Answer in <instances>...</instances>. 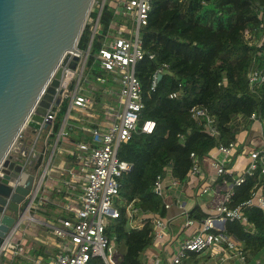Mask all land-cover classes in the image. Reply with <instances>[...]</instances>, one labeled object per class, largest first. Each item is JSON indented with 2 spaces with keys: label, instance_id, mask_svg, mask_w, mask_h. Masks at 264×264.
Segmentation results:
<instances>
[{
  "label": "trees",
  "instance_id": "trees-1",
  "mask_svg": "<svg viewBox=\"0 0 264 264\" xmlns=\"http://www.w3.org/2000/svg\"><path fill=\"white\" fill-rule=\"evenodd\" d=\"M152 10L147 24L142 28V42L146 52L154 58H144L136 64V75L142 89L143 108L138 124L151 119L155 126L151 133H133L117 152L119 159L131 164L130 170L119 179L117 201L120 215L111 219L105 233L114 247V264H143L146 249L153 247L154 228L146 219L140 228L129 226L124 206L144 214L165 219L167 208L162 196L153 191L157 175L167 173L181 183L186 182L191 167L190 154L202 159L218 144L236 141V119L248 128L252 113L264 122V83L249 88L247 74L251 69L264 73V0H151ZM112 18L105 8L101 15L104 29ZM247 30V35L244 33ZM85 26L78 47L85 48L88 40ZM96 36L88 58L86 73L106 77V84L115 86L110 76L94 61L93 54L99 46ZM168 64L155 91H150L152 73L162 64ZM181 95L171 98L173 91ZM113 94H111V97ZM96 99L101 100L99 92ZM67 100H63L51 128L49 137L58 131L65 113ZM201 106L216 119L218 137L210 135L203 121L191 117L190 108ZM43 157L37 160L41 165ZM223 175L218 182L231 181ZM255 177L234 188L231 206L250 198ZM264 183V175L261 178ZM52 196L62 200V192L53 189ZM51 196V197H52ZM52 197V198H53ZM198 208L188 217L202 220L205 215ZM246 222L226 220L223 231L231 236L244 256V264L264 263V210L245 207ZM43 220L55 223L68 214L56 202H45L36 210ZM189 232V231H188ZM180 236L187 237L186 230ZM222 250L223 247L219 246ZM34 248L33 254L42 253ZM191 254H196L191 252ZM86 264H107L101 257H91Z\"/></svg>",
  "mask_w": 264,
  "mask_h": 264
},
{
  "label": "built area",
  "instance_id": "built-area-1",
  "mask_svg": "<svg viewBox=\"0 0 264 264\" xmlns=\"http://www.w3.org/2000/svg\"><path fill=\"white\" fill-rule=\"evenodd\" d=\"M107 8L112 12V18L108 21L106 29L101 24V15ZM152 10L151 0H93L84 21L89 35L85 48H79L78 42L72 55L77 56L76 67L72 78L67 82L61 92L59 104L52 102L46 110L43 122L49 126L55 120L56 113L60 109L63 100H67V106L63 115L62 123L56 132L55 145L60 137L70 133L79 134L73 143L74 168L68 169V179L62 197L61 207L68 214L57 223L36 217V210L47 202V197L42 195V183L36 186L34 194L30 197L26 208V216L21 221L22 235L28 230L27 225L34 222L49 229L54 237L55 250L29 255L31 264H86L94 256L101 257L107 264H114V247L105 230L111 219L120 215V203L117 201L119 192V179L127 173L131 164L119 159L117 152L123 142L128 141L133 133H151L155 122L151 119L138 124L139 115L143 108L142 89L135 69L136 64L148 58H154L153 53L146 52L142 42V28L147 24ZM264 29V23L260 24ZM83 28V29H84ZM247 35L248 31L244 30ZM96 36L99 37V46L93 57L100 69L104 70L115 82V86L106 84L107 79L101 75L89 76L86 73L88 58L91 54V46ZM80 38V37H79ZM79 41V40H78ZM68 68H65L67 72ZM168 64L164 63L157 67L151 75L150 91H155L159 75L167 73ZM248 86L264 83V73L260 70L251 69L248 74ZM63 78L60 79V84ZM60 85L55 87V95L59 93ZM99 92L101 100L96 99ZM111 94L113 96L111 97ZM54 95V97H55ZM181 95V91H173L169 97ZM71 111H76L83 116L80 124L64 126L70 120ZM191 117L203 121L206 131L213 137H218L216 119L201 106L190 108ZM91 118L96 121H91ZM251 122H258L264 135V122L252 113L249 117ZM24 129V128H23ZM71 131V132H70ZM22 132V131H21ZM51 131L48 132V135ZM75 136V137H76ZM21 133L12 144L17 143ZM18 148V147H17ZM214 149L222 154V158L215 157L211 152L199 159L194 153L190 154L191 167L186 181L202 176V163L207 162L219 177L230 175L231 181L226 184L214 206L202 220L188 217L185 213V221L182 229L191 227L193 232L178 241L177 248L172 253L169 264H178L186 258L190 252L200 253L216 246L223 247L224 258H236L241 263L245 259L234 239L226 234L221 228V223L229 220L246 222L244 215L245 207H257L264 210V183L261 178L264 175V143L253 146L247 152V162L244 168L237 174H228L227 164H230L236 152L235 142L218 144ZM20 151V149H18ZM15 153L22 155L26 163L31 166L38 157L33 148ZM10 152V151H9ZM30 161L31 163L29 164ZM28 166V167H29ZM248 177H255L251 196L245 202L231 206L234 188L243 184ZM166 177L157 175L154 181L153 191L163 198ZM170 186L183 184L177 179L169 177ZM209 187H201V193H207ZM168 208L169 204L164 203ZM124 212L129 226L140 228L146 219H151L154 228L153 246L172 241V235L167 237L169 221L157 215L144 214L131 203L124 206ZM27 256L25 246L21 239H11L2 247V257ZM255 264H261L259 260Z\"/></svg>",
  "mask_w": 264,
  "mask_h": 264
},
{
  "label": "water",
  "instance_id": "water-1",
  "mask_svg": "<svg viewBox=\"0 0 264 264\" xmlns=\"http://www.w3.org/2000/svg\"><path fill=\"white\" fill-rule=\"evenodd\" d=\"M92 1L0 0V262L45 174V168L40 176L30 172L10 148L24 127L37 136L48 129L43 117L73 76L78 58L72 52Z\"/></svg>",
  "mask_w": 264,
  "mask_h": 264
},
{
  "label": "crops",
  "instance_id": "crops-1",
  "mask_svg": "<svg viewBox=\"0 0 264 264\" xmlns=\"http://www.w3.org/2000/svg\"><path fill=\"white\" fill-rule=\"evenodd\" d=\"M70 115V120L64 126L65 131L68 126L72 127L73 125L84 122L83 116L78 112L71 111ZM54 121L48 129L43 130L39 136H37V132L27 127V134L22 135L21 133V137H19L17 143L13 145L9 154L16 156L18 153L16 154L15 151L17 152L18 149H20V151H18L20 153L21 150L27 151L33 148V152L38 159L42 156L43 160L41 165L37 166V159L28 167L29 171L40 176L41 171L45 168V177L43 179L41 193L43 196L47 197V201L51 203L57 202L61 206L62 200H57L53 197L52 192L53 189H55L56 192H62V194H64V182L69 176L67 170L75 166L72 154L74 149L73 143L76 141V138L79 137V134L76 136L77 132H74L73 134L70 133L68 136L60 137L55 145L56 136L49 137L48 135ZM91 121H96V119L91 118ZM239 121V119H236L238 128L235 141L236 152L232 162L226 165L228 174H237L240 172L247 162V152L249 149L264 143V135L262 136L261 134L262 128L259 126L258 122H251L248 128H244L243 123ZM209 152L217 158H222V154L217 152L214 148ZM202 173L200 178H193L176 186H170V174L167 173V178H165L163 182L165 185L163 200L165 203L169 204L165 219L169 221L167 237L170 238V235H172V241L169 243L165 241L158 246L146 249L142 256L143 264H169L171 255L177 248L178 241L184 238L180 236V231L186 230L187 234L193 232V228L191 227L182 229L186 217L185 213L193 210V208H198V213H203L205 216L211 212L214 202L219 199L226 184L224 181L222 183L218 182L219 176L208 167L206 161L202 163ZM203 186L209 187L207 193H201V187ZM35 215L41 218L37 213ZM27 227L28 231L24 235H22L21 230H18L14 237L15 239L22 240L27 256L2 257L0 264H31L28 256L33 255L31 251L34 248L39 250L40 247H44L42 253L45 251L53 252L55 250L54 237L51 234L41 236L38 233V230L43 229L42 225L30 223ZM32 241H34L35 244H31ZM224 255L223 250H221L219 246H216L196 254H191L190 252L188 256L183 258L178 264H244L236 258L226 259ZM260 263L264 264L261 261Z\"/></svg>",
  "mask_w": 264,
  "mask_h": 264
},
{
  "label": "rangeland",
  "instance_id": "rangeland-1",
  "mask_svg": "<svg viewBox=\"0 0 264 264\" xmlns=\"http://www.w3.org/2000/svg\"><path fill=\"white\" fill-rule=\"evenodd\" d=\"M26 132H27V127H24V129L22 130L21 133H22V135H23V134H27ZM32 223L35 224L34 222H32ZM42 228H43V229L38 230V233H39L41 236H44V235H50V232H49V229H48V228L44 227L43 225H42ZM31 244H35V242L32 241Z\"/></svg>",
  "mask_w": 264,
  "mask_h": 264
}]
</instances>
